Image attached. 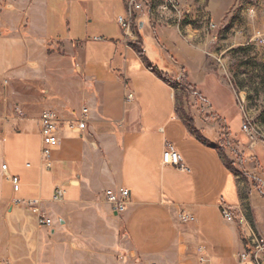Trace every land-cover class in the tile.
I'll return each instance as SVG.
<instances>
[{"label":"crops","instance_id":"obj_1","mask_svg":"<svg viewBox=\"0 0 264 264\" xmlns=\"http://www.w3.org/2000/svg\"><path fill=\"white\" fill-rule=\"evenodd\" d=\"M121 4L126 11L125 0H0V259L76 264L79 257L86 264L80 247L92 246L94 264H199L196 250L204 246L210 264H240L255 241H264V142L247 147L258 172L250 166L248 181L242 179L214 147L216 128L194 118L193 133L178 112L177 89L147 61L162 60L161 72L196 92L228 89L227 64L235 53L250 61L242 69L262 74L264 46L252 36L255 26H264V0H194L180 22L154 2L139 14L130 39L117 22ZM251 17L254 25L231 34L193 24ZM138 40L142 55L130 46ZM84 107L87 127L73 129ZM45 110L61 118L51 169L42 162ZM207 113L219 115L231 137L227 115L215 106ZM167 146L186 171L163 164ZM225 155L233 159L228 149ZM3 165L20 178L18 193ZM57 188L65 191L61 201L54 200ZM121 188L131 198L117 214L105 195ZM30 200L41 202L50 227L27 210L23 202ZM223 206L247 224L227 221ZM182 211L196 221L182 224Z\"/></svg>","mask_w":264,"mask_h":264},{"label":"rangeland","instance_id":"obj_2","mask_svg":"<svg viewBox=\"0 0 264 264\" xmlns=\"http://www.w3.org/2000/svg\"><path fill=\"white\" fill-rule=\"evenodd\" d=\"M248 5L251 6L252 2H249ZM237 6L238 10L242 8L240 3ZM121 8L123 13L120 17H125L127 11H125L122 4ZM137 23H139V21ZM211 23L214 22H212L211 19L206 18L204 21H196L193 24H195L194 26L196 28L206 27L208 31H213L210 29ZM214 24L218 26V32H229L231 34L233 33V30L237 31L240 27H245L248 24L254 25V22L252 17L245 19V21L241 18L227 21L226 18H224L221 22H215ZM258 28L260 27L255 26L253 29L254 32ZM135 30H137V28ZM132 42L138 44L141 41L138 40ZM147 43L148 42L146 41V55L153 59L154 52L151 47H149V43ZM228 62V74H230L229 77L232 82V84L228 82V89H217L214 87L215 89L212 88L208 91L202 89L200 92H196V90L190 89L189 85L184 81L183 83L186 85V90L181 89L180 87H175V89H177V109L187 120L188 126L193 128L196 132L198 131L194 118L199 124H201L202 121L207 125L216 128L215 132L218 138L213 145L217 146L223 153L225 156V162L231 170L238 174L242 179L248 181L249 171H246L247 168L249 169L250 166H252L255 171L257 170L252 163V157H249L250 155L247 154V147H253V145L248 135L243 132V126L249 122L258 133L257 143L264 142V69H262V74L260 75L248 72L247 69H242V64L250 61H245V59H242L237 53L232 54ZM153 63L161 70L165 67L162 60H157V62L155 61ZM215 66L216 70L220 72V76L227 78V72H224V67L217 61L215 62ZM242 73H246V77L238 78ZM244 91H246V94H242ZM212 92L217 93L215 97V93ZM209 96L213 98V100H206ZM210 106L219 108L221 112L227 115L231 137L227 134L226 125L219 115H208L209 113H207V111ZM240 143L243 146H241ZM226 149H228V152L233 159H230L225 155ZM242 155H245L244 158ZM244 160L247 162L244 163ZM251 181L253 185L259 184V181L256 183L253 178ZM122 232L123 230L120 228L118 233L119 238H121ZM80 249L82 250V257L86 256L85 263L94 264V250L92 246H82ZM117 252L118 255H115V260L116 262H119L121 256L119 255V250H117ZM76 264L84 263L81 258L77 257Z\"/></svg>","mask_w":264,"mask_h":264},{"label":"built area","instance_id":"obj_3","mask_svg":"<svg viewBox=\"0 0 264 264\" xmlns=\"http://www.w3.org/2000/svg\"><path fill=\"white\" fill-rule=\"evenodd\" d=\"M158 2L160 3L162 9L164 11L173 13L178 22L186 19L191 14V11L188 9V5L194 0H128L126 5H134L137 7V16L150 4ZM117 22L126 39L132 38V30L138 29L140 27V23H132V16H128L125 14V17H119ZM218 26L214 23H211L210 29L217 30ZM252 40L260 45L264 46V26L256 29ZM128 101L133 100V95L129 94L127 96ZM89 116V110L87 108L82 109L81 119L77 120L73 125V129H78L79 131H84L87 127V118ZM61 118L55 110H45L41 113L39 118V123L41 127V135H42V162L45 168H52V152L53 149L60 145L59 138V122ZM243 132L248 135L250 140L252 141V145L255 146L257 143V135L258 133L252 127V125L247 122L243 126ZM1 136V130H0ZM163 164L165 166L179 168L180 170L186 171L187 169L182 163L181 156L178 152L172 147L167 146L164 154H163ZM2 171L8 176L9 181L12 184L13 191L18 193L21 188L20 178L16 176H9L8 174V166L3 165ZM65 196V191L61 188H57L54 193V200L61 201ZM106 199L112 205L113 211L117 214L123 213L128 204L130 203L131 194L128 189L121 188L117 191H107ZM20 203V202H17ZM26 206L27 210L32 214L38 217L39 223L42 226L50 227L52 225V221L46 217V215L41 210V202L38 200H30L23 202ZM222 215L229 222H236L240 227H244L246 223V218L243 216L235 217L233 212L226 206L222 207ZM179 221L182 224L194 223L196 221L195 216L189 211H182L179 214ZM198 255V263L199 264H210V260L206 255V248L204 246H199L196 250ZM254 256H261L264 259V241L257 240L254 242L253 246L250 247L249 251H246L239 257L240 264L245 262H252ZM4 261L0 259V264H3ZM156 264V263H151Z\"/></svg>","mask_w":264,"mask_h":264},{"label":"trees","instance_id":"obj_4","mask_svg":"<svg viewBox=\"0 0 264 264\" xmlns=\"http://www.w3.org/2000/svg\"><path fill=\"white\" fill-rule=\"evenodd\" d=\"M130 46L139 54L142 55L143 51H142V43L139 42L137 43H133L130 42ZM147 67L148 69L153 72L157 77H159L162 81H164L167 85H169L170 87H180L181 89H185L186 90V85L183 83L184 79L181 78L178 81L173 80L172 78L169 77L168 74L161 72L156 66L152 65L151 63H149L147 61ZM188 125V124H187ZM190 128V127H189ZM190 130L195 133L196 131L193 128H190ZM215 148L219 149L217 146H214ZM249 154V153H247Z\"/></svg>","mask_w":264,"mask_h":264},{"label":"bare ground","instance_id":"obj_5","mask_svg":"<svg viewBox=\"0 0 264 264\" xmlns=\"http://www.w3.org/2000/svg\"><path fill=\"white\" fill-rule=\"evenodd\" d=\"M125 3H128V0H125ZM126 11L128 16H132V23H137L139 21V16H137V7L134 5H126ZM134 30H132L133 36ZM247 223V220H246ZM253 264H264V259L261 256L253 257Z\"/></svg>","mask_w":264,"mask_h":264}]
</instances>
